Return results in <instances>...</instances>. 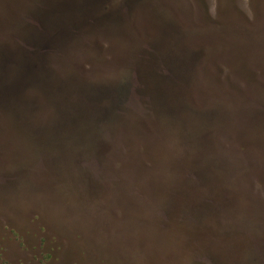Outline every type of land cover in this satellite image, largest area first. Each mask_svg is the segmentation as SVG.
<instances>
[{"label": "rangeland", "instance_id": "rangeland-1", "mask_svg": "<svg viewBox=\"0 0 264 264\" xmlns=\"http://www.w3.org/2000/svg\"><path fill=\"white\" fill-rule=\"evenodd\" d=\"M143 1L155 4L153 23L171 15L179 19V30L190 35L193 48L207 49L203 34L210 25L213 32L228 34L230 46L250 53L245 62L216 61L226 75V63L236 66L229 80L242 93L238 89L214 102L196 90L198 108L181 109L174 128L162 126L160 149H154L157 162L151 158L147 163L138 148L129 146L128 157L118 160L113 147L100 144V161L94 165L84 160L93 145L86 152L81 141L53 147L68 153L63 158L47 157L49 146H40L32 152L45 156L15 160L17 132L11 124L0 127V264H197L202 256L217 255L210 251L206 227L214 224L222 241L233 230L224 213L194 202L200 188L206 193L209 183L211 188L226 186L245 209L254 210L247 180L254 179L256 164L264 167V109L253 104L264 105L256 84L264 74L250 71L258 63L264 68V0ZM230 97L235 99L223 103ZM234 138L247 146L245 151L232 146ZM178 154L189 169L172 160ZM253 220L264 232V212ZM232 250L242 252L238 264L244 257L250 260V250Z\"/></svg>", "mask_w": 264, "mask_h": 264}, {"label": "trees", "instance_id": "trees-1", "mask_svg": "<svg viewBox=\"0 0 264 264\" xmlns=\"http://www.w3.org/2000/svg\"><path fill=\"white\" fill-rule=\"evenodd\" d=\"M151 4L143 0H0V57H6L0 60V127L11 124L18 131L26 126L35 146L51 147L45 150L47 157L59 154L63 158L66 153L53 147L68 142L71 130L81 128L94 130L87 162L98 165L101 149L110 146L118 160L128 157L129 146L138 148L147 163L151 158L157 162L154 149H160L162 126L174 128L181 109L198 108L196 90L214 102L238 94V89L242 93L229 80L236 66L226 63L224 68L230 71L226 75L216 61L245 62L250 53L230 46L228 34L213 32L210 25L203 34L207 49L193 48L187 40L190 35L179 30L183 23L173 15L155 23L149 19L155 5ZM252 66L250 72L263 77L264 68L259 63ZM256 84L264 95V81ZM253 104L264 109L263 104ZM10 113L15 114L13 121L8 119ZM231 144L240 152L247 147L236 138ZM43 156L15 150L14 159ZM180 156L172 160L181 169H189ZM255 168L254 179L247 180L254 210L245 209L244 201L241 205L226 186L211 188L209 183L206 193L198 191L203 196L194 202L224 213L233 230L230 239L222 241L214 224L206 227L210 251L217 255L202 256L197 264H238L242 252L232 248L240 247L250 250L249 264H264V232L253 220L256 213L264 212V167L256 164ZM213 190H222L225 196Z\"/></svg>", "mask_w": 264, "mask_h": 264}, {"label": "water", "instance_id": "water-1", "mask_svg": "<svg viewBox=\"0 0 264 264\" xmlns=\"http://www.w3.org/2000/svg\"><path fill=\"white\" fill-rule=\"evenodd\" d=\"M0 60L6 61V57L3 56V59L0 57ZM18 71H20V70H18ZM20 73H21V71H20ZM9 117H8V119L10 121H13V119L15 117V114L10 113ZM75 128L77 129L78 127H75ZM79 129H80V131H77L78 133L75 132V129H72L71 130L72 133L69 135V137L72 136V138H69L68 137L67 140L69 142H71V143H74L76 141H81L83 144H85L84 145L85 146V149H83V150L86 151L87 149L90 148L91 145H93L92 139L94 137V133H93L94 130L84 131L81 128H79ZM29 131L30 130L26 126L23 127V128H19L18 131L16 130V132H17L16 142L19 145V152L22 153V154H25V155H28V153H31L32 152V149H34L35 147H37L29 139V137H30V132ZM89 150L86 151V152H89ZM242 264H249L248 263V260L245 257L242 260Z\"/></svg>", "mask_w": 264, "mask_h": 264}]
</instances>
